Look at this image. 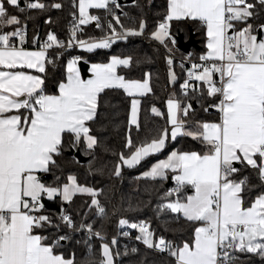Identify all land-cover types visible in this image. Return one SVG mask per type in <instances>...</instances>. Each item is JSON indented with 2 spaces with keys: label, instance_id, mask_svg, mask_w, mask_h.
Segmentation results:
<instances>
[{
  "label": "snow or ice",
  "instance_id": "snow-or-ice-1",
  "mask_svg": "<svg viewBox=\"0 0 264 264\" xmlns=\"http://www.w3.org/2000/svg\"><path fill=\"white\" fill-rule=\"evenodd\" d=\"M109 3L120 7L117 0H79V25L98 20L88 15V9H106ZM258 3L264 6V0ZM9 6L24 11L21 0H0V28L20 24L18 17L10 14ZM44 7L38 0L27 4L29 9ZM54 7L61 5L57 3ZM254 7L248 0H168L165 20L153 33L161 44L170 39L175 45L176 39L169 34L170 21H200L206 27L208 52L200 57L205 63L193 64L188 77L202 82L209 97H219V103L213 105L219 113L218 122L198 123L194 129L181 118V114L187 117L193 110L192 104L182 107L179 101L170 98L167 122L171 127L161 130L156 138L137 147L130 156H120L123 165L133 167L150 154L162 151L169 139L174 141L178 136L191 137L206 146L207 151L203 153L172 151L166 160L144 173L152 179H167L168 170L175 174L172 179L176 187L168 191L166 197L175 195L177 198L162 204L160 210L181 214L186 221L199 224L194 228L191 242L176 247L163 237L154 240V234L143 222L119 221L121 226L138 229L140 235L136 239L142 240L148 248L168 252L175 264H233L235 257L231 253L236 250L264 256V194L245 207L243 193L248 186L247 178L233 179L240 171L234 166L235 162L256 169L264 181V39L258 40L251 24L229 34L234 27L232 21L246 22L254 15ZM114 18L120 24L119 17ZM144 27L141 22L139 31L126 29L118 34L109 23L111 36L100 42L78 43L89 52L108 48L115 38L140 35ZM77 28H73V39ZM260 32L264 34V25L260 26ZM17 37L23 43L24 33L20 28L0 34V264H74L73 259H65L55 251L60 241L68 239L66 235L49 244L47 237L35 231L53 225L49 216L41 214L44 198L59 197L71 203L76 194H88L98 214L103 215L105 209L96 199L98 193L80 185L75 176L69 175L67 183L54 186L44 183L40 174L56 166L55 157L63 151L65 135L71 137L72 148L84 144L91 152L97 146V138L91 134L88 122L96 117L100 93L118 88L131 97L143 96L151 92L149 79L146 75L143 81L126 80L117 74V67L130 66L132 58L112 57L107 64H93L92 78L85 80L76 67L78 61L73 59L67 65L66 82L59 84V94L47 95L40 76L15 69L26 67L44 73L46 52L43 49L54 45L63 47V44L49 34L41 51L30 52L11 43ZM69 46H72L71 40ZM167 63L171 69L173 60L169 58ZM169 76L175 81L171 70ZM181 87L187 95L189 87L195 91L198 86L186 80ZM139 105L140 100L133 98L129 123L137 128ZM21 109L27 110L28 115ZM13 110L15 114H9ZM152 112L156 116L163 115L155 107ZM120 174L118 164L115 175ZM60 220L69 228L86 229L90 235L103 239L99 232H93L90 224H81L76 229L72 217L65 212L61 213ZM123 235L129 233L125 231ZM116 243L114 238L112 244ZM102 256L100 264H114L107 243L102 244Z\"/></svg>",
  "mask_w": 264,
  "mask_h": 264
},
{
  "label": "trees",
  "instance_id": "trees-1",
  "mask_svg": "<svg viewBox=\"0 0 264 264\" xmlns=\"http://www.w3.org/2000/svg\"><path fill=\"white\" fill-rule=\"evenodd\" d=\"M19 8L9 6L10 14L16 15L20 20L19 27L26 26L29 31V45L40 44L42 38L49 31L54 32L57 39L69 40L75 15H79L77 3L79 0H38L45 5L43 9H29L27 4L37 0H24ZM76 1V5L73 3ZM59 3L60 8L54 5ZM254 15L246 22L235 24L242 27L247 24L253 25L257 30L264 25V6L256 2ZM168 0H131L120 3V7L106 9H92L91 12L100 14L101 26L93 22L86 25L92 27L95 33L103 35L109 28V23L114 28L130 26L139 29L141 22L145 27L143 33L151 36L158 30V25L167 15ZM119 17L120 24L114 17ZM238 25V26H237ZM193 29L200 47L192 48L191 55L199 58L203 55L205 46V26L200 21L191 19L172 20L171 30L174 36L184 33L189 38L190 29ZM180 54L186 52L175 48ZM72 55H80L88 62H107L111 56L131 57L132 63L128 67L120 66L118 72L127 79L142 80L147 73L150 76L151 92L141 97L139 127L129 123L132 97L128 96L123 89H105L98 96L97 114L93 121L88 122L92 130L91 134L97 138V146L89 152L84 144L75 149L88 157L86 161L69 152L71 137L65 135L62 153L55 157L57 164L52 167L50 177L41 173L42 181L54 186H62L67 183V177L73 175L80 185L92 188L98 193L96 199L104 207L105 213L98 214L95 206H91L92 197L88 194H76L71 203L63 202L59 197L52 201L57 205L56 209L47 207L41 211L49 216L53 225L42 229H36V233L47 237L46 243H54L58 237L66 235L67 240L60 241L55 249L57 254L74 260V264H100L102 256V244L108 241L114 255V264H175V260L168 252H159L154 248H148L142 240H137L140 235L138 229L130 228L128 236L118 228L119 221L126 219L129 223H148L154 240L163 237L167 242L176 247H181L185 242L193 239L194 228L199 224L186 221L181 214L171 213L169 210L161 211L162 204L174 198L166 197L168 179H152L145 177L143 173L153 162L165 156L173 149L179 151L197 150L205 152L206 146L198 140L187 136H178L176 140L169 139L166 147L157 154L149 155L133 167H126L120 160L121 154L130 156L135 149L142 144L156 138L161 130L170 128L167 122V101L171 96L176 97L181 105L190 100L193 110L187 117H183L186 123L202 121H217L219 113L216 108L209 107L210 102L219 103V97H209L207 88L202 86L192 90L188 97L182 94L181 80L185 72L173 60L171 68L177 74L175 83L170 81V66L167 61L170 58L167 50L155 40L143 37H133L119 40L111 47L94 49H59L51 48L47 57L46 69L42 73L44 78V92L56 93L58 86L67 79V64ZM48 61H51L49 63ZM158 109L162 116H156L152 108ZM207 109V111H205ZM24 110V109H22ZM131 139V146L128 141ZM121 165V174L115 175L116 166ZM240 171L234 174L233 179L247 178L248 186L243 193L244 206H249L256 196L264 193V181L258 175V171L251 166L240 164ZM183 197V194L181 195ZM44 200H49L47 197ZM70 212L76 222V229L81 224L91 225L93 232H99L107 236L116 235L117 243L112 244L109 238L90 235L86 229L75 230L59 222L55 213ZM59 225V227H56ZM128 227V226H127ZM129 228V227H128ZM132 249H136L135 252ZM235 257L233 264H264V256L247 251H233Z\"/></svg>",
  "mask_w": 264,
  "mask_h": 264
},
{
  "label": "built area",
  "instance_id": "built-area-1",
  "mask_svg": "<svg viewBox=\"0 0 264 264\" xmlns=\"http://www.w3.org/2000/svg\"><path fill=\"white\" fill-rule=\"evenodd\" d=\"M249 3H253L255 4L256 2H258V0H248ZM75 5H76V1L73 2ZM117 3L120 5L121 1L120 0H117ZM108 7H112V8H115L116 5L115 4H112V3H109ZM90 16H96L98 18L97 21H92V20H89L88 23L90 22H93L94 24H99V27L101 26V23H102V20H101V16L100 14L98 13H91ZM75 19L73 20V24H72V28H71V35H70V38L68 41H66L64 38H61V39H57L59 42H61L63 44V47H58L56 45H54L53 47H56V48H59V49H72V48H76V49H84V47H81L80 44L78 43V41H85L86 43H91V42H100L101 40H103L104 38L106 37H109L112 35V31L111 30H106V32L103 34V35H100L98 36L94 29L92 27H89L88 29L86 28V24L84 25H79V19H80V14L79 15H75L74 17ZM165 19L162 20V22H164ZM171 22H169V34H170V37L171 38H175L176 41H177V38L176 36H174V34L172 33V30H171ZM161 23V22H160ZM159 23V24H160ZM232 23L234 24V21H232ZM78 26L77 28V31H76V36H75V39L72 38V31H73V28ZM20 29L22 30V32L24 33V41L23 43H21L20 39L17 37V38H13L11 43L17 47V46H20V47H32V48H42V46L47 42V37L49 34H52L54 35V32L52 31H49L48 33L45 34V36L42 38L41 40V43L38 45H34V46H30L29 45V39H28V36H29V31L27 29L26 26L24 27H20ZM116 29V33H123L126 29H133L132 27L130 26H126V27H120V28H115ZM135 30V29H133ZM231 35V34H230ZM133 38V37H143V38H149V39H152V40H155L156 42H158L161 46H163L168 54H169V57L172 59V60H176V63L179 67H181L184 72H185V75L183 77V79L181 80V85H183L185 83L186 80L189 81V84L190 85H194V86H198L197 89H199L200 87L204 86L206 87L205 85H203L202 82H198L196 81L194 78L192 79H189L188 77V72L192 70V65L193 64H198V65H201V64H204L205 61H202L199 58H195L191 55V52L190 53H185V54H180L176 51V47L178 48V41L176 42L175 45H172L170 39H166V43L165 44H161L159 40H156L153 35L149 36L145 33L142 32V34L140 35H128L126 38L124 39H119V38H115L113 40V42H111L110 44V47L113 46L114 44H116L117 41L119 40H125V39H128V38ZM72 41V46H69V41ZM167 45V46H166ZM52 47V48H53ZM169 49H171V51H169ZM46 52H47V55H49V51L51 50V48H48V49H44ZM73 59H76L78 62L81 61L83 58L80 56V55H72L69 59L70 60H73ZM218 79V75L216 77ZM207 88V87H206ZM193 90L192 87H189V89H187V95H185V90L182 89V94L186 97H188V95L190 94V92ZM192 104V102L190 100H187L183 106H186L187 104ZM214 102H210L209 103V107H213ZM182 106V107H183ZM192 107H193V104H192ZM236 166V165H234ZM244 178V177H243ZM176 187V183H170L168 185V189H167V192L170 191L172 188H175ZM44 202V201H43ZM45 204V203H44ZM101 205V204H100ZM46 207V206H45ZM44 207V208H45ZM44 210V209H42ZM41 210V211H42ZM67 213L68 215H70L74 221V224L76 225V222H75V219L73 218V215H71L70 212H65ZM42 214V213H41ZM55 216L57 217V219L59 220L60 223H62L64 225V223L60 220V216H61V213H55ZM148 228H149V231H150V226L148 223H145ZM66 226V225H65ZM118 228L122 231V232H125L127 231L129 234L132 233L130 228L127 227V225L125 226H121L120 223L118 224ZM101 237H107L109 238L110 240H113L114 238L116 239V235H111V236H107L105 234H101ZM154 250L156 251H159L157 249L154 248ZM160 252V251H159ZM233 252V251H232ZM232 254V253H231Z\"/></svg>",
  "mask_w": 264,
  "mask_h": 264
},
{
  "label": "crops",
  "instance_id": "crops-1",
  "mask_svg": "<svg viewBox=\"0 0 264 264\" xmlns=\"http://www.w3.org/2000/svg\"><path fill=\"white\" fill-rule=\"evenodd\" d=\"M22 2V1H21ZM22 5V4H21ZM77 8H78V11H79V1H78V3H77ZM92 9H96V8H90V9H88L87 10V12H88V15L90 16V14L91 13H93V12H91L92 11ZM241 23V21H234V26H235V24H240ZM238 26V25H237ZM247 25H244V26H242V27H236L235 29H234V27H233V29H231V30H229V34H234L235 32H239L240 30H242L244 27H246ZM16 28H20L18 25H12V26H6V27H4V28H0V34H2V33H4V32H11V31H14ZM252 28H253V25H252ZM253 34L254 35H257V38H258V40L259 39H264V34H262V37L261 38H259V35H258V29L257 30H255L254 28H253ZM205 36H206V38H205V46H206V49H205V51H204V53H203V55L202 56H206L207 55V52H208V49H207V42H208V38H207V34H206V27H205ZM17 48H23V50H25V51H30V52H32V51H41L42 50V48H32V47H20V46H17ZM85 49H86V47H84ZM44 50V49H43ZM45 51V50H44ZM46 52V51H45ZM47 57H48V55H47V52H46V60H45V69H46V63H47ZM112 57H118V58H127V57H121V56H116V55H114V56H111V58ZM111 58H110V60L109 61H107V62H89L91 65H90V67H89V76H87V77H83V75H82V73H81V71H80V68H79V62H77V65H76V67L79 69V71H80V75H81V78L82 79H85V80H87V79H90V78H92V71H91V68H92V65L93 64H107V63H109L110 61H111ZM71 61V60H70ZM68 63H69V61H68ZM68 65V64H67ZM120 66H118L117 67V74L118 75H121L119 72H118V68H119ZM3 70H7V69H3ZM15 71H24L26 74H31V75H37V76H40L43 80H44V78H43V76H42V73H40L38 70H36V69H28V68H23V69H20V68H17V69H15ZM68 74V73H67ZM121 76H123V75H121ZM147 77H148V79H149V85H150V87H151V82H150V76H149V74L147 73ZM146 78V77H145ZM145 78L144 79H142V80H139V81H143V80H145ZM126 80H129V79H127V78H125ZM67 80V79H66ZM66 80L65 81H62V82H66ZM130 80H133V79H130ZM61 82V83H62ZM149 93V92H148ZM147 93V94H148ZM45 94H47V95H58L59 94V86H58V91L56 92V93H45ZM146 95V94H145ZM144 96V95H143ZM143 96H140L139 94H137L135 97H132V99L133 98H135V99H139L140 100V105H139V111H138V123H139V118H140V108H141V97H143ZM170 99V98H169ZM168 99V100H169ZM171 99H174V100H177V101H179L176 97L174 98L173 96H171ZM97 101H98V98H97ZM180 102V101H179ZM181 103V102H180ZM182 106V105H181ZM21 112H23V114L24 115H28V112H27V110H20ZM9 114H15V110H13V112L12 113H9ZM130 115H131V108H130ZM181 118L183 119V116H182V114H181ZM129 120H130V116H129ZM204 122H218V120L217 121H202V122H195V123H187V126L189 127V128H192V129H194L195 128V126L198 124V123H204ZM132 125H134V126H136L135 124H132ZM171 127V126H170ZM172 151H179V150H177V149H173V150H171L170 152H168L165 156H163V157H161V158H159L158 160H156L155 162H153L152 163V165L145 171V172H148V171H150L151 170V168L155 165V164H157V163H159L160 161H162V160H166L167 159V157L171 154V152ZM192 151H197V150H192ZM207 151V150H206ZM161 152V151H160ZM160 152H158V153H160ZM182 152V151H181ZM197 152H200V151H197ZM201 153H203V152H201ZM154 154H157V153H154ZM150 155H153V154H150ZM128 157V156H127ZM258 163H259V161H258ZM234 165H236V167H238L240 164L239 163H235L234 162ZM127 167V166H126ZM167 179L169 180V181H172L173 183H175V181L172 179V176L173 175H175L171 170H168L167 171ZM143 175H144V173H143ZM262 194H264V193H262ZM261 195V194H260ZM259 196V195H258ZM257 197V196H256ZM177 197L176 196H174V198H172L171 200H169V201H172V200H175ZM181 199H183V197H180ZM256 199V198H255ZM254 199V200H255ZM253 200V201H254ZM168 201V202H169ZM252 201V202H253ZM250 206V205H249ZM245 207H248V206H245ZM199 226V225H198ZM38 234V233H37ZM40 235V234H39ZM112 249V248H111ZM62 255V254H61ZM65 259H71V258H66V257H64Z\"/></svg>",
  "mask_w": 264,
  "mask_h": 264
},
{
  "label": "water",
  "instance_id": "water-1",
  "mask_svg": "<svg viewBox=\"0 0 264 264\" xmlns=\"http://www.w3.org/2000/svg\"><path fill=\"white\" fill-rule=\"evenodd\" d=\"M21 4L23 5L24 4V0H21ZM121 3H124V2H129L131 0H120ZM258 35H259V38L262 37V34L260 32V27L258 28ZM177 41H178V48L186 53H190L191 49L192 48H196L198 49L200 47V44H199V40L198 38H196V34L194 32V30L191 28L190 29V35H189V38L185 37L184 33H178L177 34ZM79 68H80V71L83 75V77H87L89 76V67H90V63L86 60H81L79 61ZM70 153L72 154H75L80 161H86L88 159L87 156H85L80 149H75V148H72L69 150ZM45 176L47 177H50L51 174L50 173H46ZM44 203H45V206L49 209H56L57 208V205L54 204L52 201L50 200H44Z\"/></svg>",
  "mask_w": 264,
  "mask_h": 264
},
{
  "label": "rangeland",
  "instance_id": "rangeland-1",
  "mask_svg": "<svg viewBox=\"0 0 264 264\" xmlns=\"http://www.w3.org/2000/svg\"><path fill=\"white\" fill-rule=\"evenodd\" d=\"M135 30H136V31H139L140 29H135ZM113 56H114V55H113ZM116 56H118V55H116ZM82 60H84V59H82ZM170 70H171L172 72L175 73V76H176V78H177V74H176L175 70H174L173 68H171ZM170 81H171V83H175L176 79H175V81H172V80L170 79ZM168 182H169V184H170V183H173L172 181H168ZM82 186H85V185H82ZM85 187H86V186H85ZM153 239H154V237H153ZM104 243H107V244L110 246V248H111V245H110V243H109L108 241H107V242L104 241L103 244H104ZM111 250H112V249H111ZM112 253H113V252H112ZM113 259H114V255H113ZM114 263H115V262H114Z\"/></svg>",
  "mask_w": 264,
  "mask_h": 264
}]
</instances>
